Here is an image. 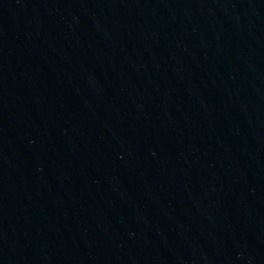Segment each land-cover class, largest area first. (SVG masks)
Instances as JSON below:
<instances>
[{"label": "water", "instance_id": "obj_1", "mask_svg": "<svg viewBox=\"0 0 264 264\" xmlns=\"http://www.w3.org/2000/svg\"><path fill=\"white\" fill-rule=\"evenodd\" d=\"M0 264H264V0H31Z\"/></svg>", "mask_w": 264, "mask_h": 264}]
</instances>
